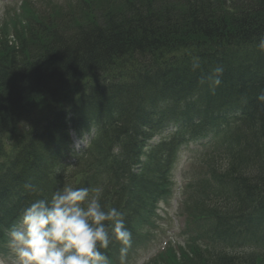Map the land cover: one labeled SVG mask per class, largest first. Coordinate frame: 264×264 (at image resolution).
<instances>
[{"label":"trees","instance_id":"16d2710c","mask_svg":"<svg viewBox=\"0 0 264 264\" xmlns=\"http://www.w3.org/2000/svg\"><path fill=\"white\" fill-rule=\"evenodd\" d=\"M102 2L71 4L61 15L47 14L48 21L32 19L12 42L0 41L4 44L0 62L6 63L0 69V150L3 132L19 113L31 108V102L40 101L52 111L46 140L35 135L19 153L27 167L15 170L13 183L27 189L34 176L38 179L32 185L48 195L64 187L69 177L81 175L78 187L95 189L102 184L100 171L110 163L112 177L122 179L114 182V191L103 204L118 208L129 201L134 208L128 220L147 218L155 197L164 193L178 144L173 140L144 152L149 134L168 122L179 125L182 138L214 130L216 147L205 163L216 187L210 185L208 193L200 194L194 211L200 233L207 238L180 264H264V254L229 252L218 242L239 238L241 228L232 226L230 218L255 210L258 223L247 226L240 240L251 251L264 247V241L256 242L264 225V195L257 193L260 185L264 189V103L257 100L264 92V53L257 47L264 35V0ZM194 59L200 64L197 70L192 69ZM217 65L224 69L222 82L212 91L201 80ZM233 72L240 74L239 83L227 91L224 85L232 81ZM75 81L87 91L78 89L77 98L73 96L77 100L70 102L66 93ZM195 95V103L191 99L184 104ZM241 95L249 98V107L233 109ZM144 99L147 109L140 110ZM230 111H240L242 118L222 134L223 116ZM64 115L72 116L74 127L100 122L89 152L69 169L60 164L59 151L50 150L52 143L68 135L66 121L57 120ZM257 118L262 126L256 124ZM142 155L144 161L138 160ZM33 157L47 161L55 174L43 173L47 166L35 170ZM137 164L141 169L131 173ZM222 218L228 219L227 226L218 220ZM214 222L226 226L228 235L209 239ZM237 248L242 247L233 246Z\"/></svg>","mask_w":264,"mask_h":264},{"label":"clouds","instance_id":"9594fccd","mask_svg":"<svg viewBox=\"0 0 264 264\" xmlns=\"http://www.w3.org/2000/svg\"><path fill=\"white\" fill-rule=\"evenodd\" d=\"M264 53V35L257 45ZM200 68L194 59L192 69ZM223 67L217 65L201 83L212 91L221 84ZM264 103V92L257 96ZM39 198L20 213L8 232V248L17 264H110L105 251L118 242L123 258L131 233L122 211L102 203L100 188L64 186L50 196L36 185H25Z\"/></svg>","mask_w":264,"mask_h":264},{"label":"rangeland","instance_id":"374dc122","mask_svg":"<svg viewBox=\"0 0 264 264\" xmlns=\"http://www.w3.org/2000/svg\"><path fill=\"white\" fill-rule=\"evenodd\" d=\"M96 1L101 5L103 3L102 1L104 0H96ZM29 2H31L32 4L29 3L26 5L25 3H23L22 5H19V4L4 3L3 1L0 0V34L4 33L7 34L8 36H12L13 33L16 32V30H19L22 27V25L25 26L24 23L25 18L28 19L31 17L37 18L39 13L35 12L33 7H36L38 12L43 11L45 8H49L52 15H57V14L61 15L62 12H64V8L61 2H58L57 5L56 3L50 0H30ZM86 14L87 13L85 11V15ZM85 20L86 18L82 17V21ZM189 155L190 153L188 152L187 154L181 153L180 156L178 157L176 165L172 168V171L170 172V179L174 187V197L172 196L173 198L169 201L168 204H165L166 206H164V203L161 204L160 207L163 206V209L159 210L158 217H156V223L153 227L154 230L152 233V239L147 241V246H145L143 249L139 251L137 249L132 252L131 264H133L139 257H141V260L139 262V264H141V262L147 258L146 257L147 254L150 255L156 249L160 248L163 240L175 236V230L177 229V224H176L177 200L175 198H177L180 193L179 192L178 194L175 195V191L177 192L179 189H181V186L185 183V181L188 180V177H186L183 173L187 169L188 162L190 160ZM39 185L42 184L40 183ZM177 240H180V237H177L174 240L170 241L171 243L170 245L173 247L176 256L180 257L181 252L178 251V248H182L183 245H185L184 244L185 241H177ZM175 241L178 242L179 244L178 247L174 246L173 243ZM5 246H7V244ZM165 257L167 259L170 258L172 262L175 260L172 251H167ZM0 258H6L7 260L15 261V259H13L9 254L4 255L3 252H0Z\"/></svg>","mask_w":264,"mask_h":264},{"label":"bare ground","instance_id":"6f19581e","mask_svg":"<svg viewBox=\"0 0 264 264\" xmlns=\"http://www.w3.org/2000/svg\"><path fill=\"white\" fill-rule=\"evenodd\" d=\"M232 81L231 82H229V83H227V84H225L224 86H226L227 85V91L228 90H230L231 89V87H232V89L235 87V84H237V83H239V77H240V74L239 73H236V72H233V74H232ZM132 87H133V89H135V84H133L132 85ZM176 92H180V90L179 89H177V91ZM148 96H152V94H153V90L152 89H148ZM196 96L197 95H195V96H193L192 98H189L188 100H184L185 101V103L184 104H188V103H190L189 101H191V99H192V102L193 103H195L196 101H195V98H196ZM191 97V96H190ZM209 96H207V98H208ZM184 99V97H183V95L182 94H179V100L180 101H182ZM238 99H241V101H238L239 103L236 105V106H234L233 107V109H237V108H247V107H249V98L245 95H241V97L240 98H238ZM147 100L148 99H144V100H142L141 101V103H140V107H141V109L140 110H144V109H147ZM196 104H194V106H195ZM106 106V108L107 109H111L112 108V106L111 105H105ZM222 106H225V104H222ZM216 111L218 112V111H220V107H218L217 109H216ZM85 115V114H84ZM149 117V114H146L145 115V118H148ZM262 122L259 120V118H257L256 119V124L259 126H262V124H261ZM51 152H48V154H50ZM31 161H32V164L34 165V166H36V167H43V166H47V161H45V160H43V159H39V158H37V157H33V159H31ZM257 193L258 194H262V195H264V189H263V187H262V185H260L258 188H257ZM0 221L2 222V224H6L5 223V221H7V222H10L11 221V219H10V217H5V218H3V217H1V219H0Z\"/></svg>","mask_w":264,"mask_h":264}]
</instances>
